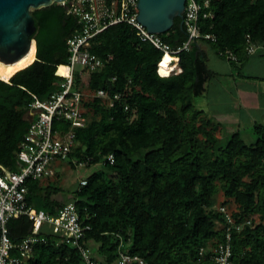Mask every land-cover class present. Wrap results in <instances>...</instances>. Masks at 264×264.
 Listing matches in <instances>:
<instances>
[{"label":"trees","instance_id":"obj_1","mask_svg":"<svg viewBox=\"0 0 264 264\" xmlns=\"http://www.w3.org/2000/svg\"><path fill=\"white\" fill-rule=\"evenodd\" d=\"M204 10L212 16L200 17L199 23L215 38L204 42L217 56L226 60L219 52L234 53L238 61H226L237 67L264 49V0H210ZM30 13L32 53L0 68V173L20 166L17 152L29 124L30 93L44 100L61 89L64 78L55 74L56 67L58 74L67 73L66 40L78 26L76 17L56 2ZM161 36L170 45L181 43L180 19ZM247 39L257 46L250 55ZM90 50L112 58L94 69L74 68L71 88L103 89L106 96L82 99L84 126L60 120L53 127H71L74 142L67 158L72 166L99 168L67 202L56 197L59 187L28 180L27 203L50 214L74 203L80 221L90 226L83 242L99 264L118 261L119 249L138 254L145 264H214L212 248L223 240L226 226L222 206L242 224L232 232V264H264V122L251 126V142L238 131L216 135L221 124L194 106L214 75L194 44L179 53L170 73L161 62L160 73H169L162 76L157 72L162 51L140 41L125 22L96 34ZM109 154L112 164L106 160ZM7 225L15 244L32 233L26 216L10 218ZM38 237L43 239L32 248V264H82L78 250L50 230Z\"/></svg>","mask_w":264,"mask_h":264},{"label":"built area","instance_id":"obj_2","mask_svg":"<svg viewBox=\"0 0 264 264\" xmlns=\"http://www.w3.org/2000/svg\"><path fill=\"white\" fill-rule=\"evenodd\" d=\"M210 0H185L182 11V25L185 39L176 45L164 42L161 34L149 32L137 19V0H63L59 4L65 7L66 13L76 17L78 26L66 40L68 50V63L66 75L55 74L63 77L61 89L50 95L49 98L40 100L35 94L30 93L32 101L26 117L29 120L27 129L21 139L17 159L20 163L18 170H2L0 173V264H32V248L34 244L43 238L38 233L44 229L50 230L58 238L75 247L80 253L82 264H99L98 260L84 244L88 224L80 221L79 213L72 202L60 207L55 214H50L43 209H37L29 205L25 194L28 180H41L54 174L52 162L68 156L74 142L71 127H82L87 121L81 108L84 97L106 96L103 89L95 91H76L71 88L72 71L74 68H97L103 59L110 60L111 54L100 57L90 50L92 38L109 25L125 22L131 25L140 41L149 42L155 48L162 51V58L158 63L159 75H168L179 61V53L187 51L196 41L210 39L214 36L199 23L200 17H211L212 12L205 11ZM257 46L247 39L246 51L253 54ZM170 55L166 67L169 73L162 74L159 71L160 63L165 55ZM227 61L237 62V56L225 50L219 52ZM114 95L113 98H118ZM110 99V105H112ZM125 108H127L125 106ZM70 122V128L61 130L54 128L56 121ZM108 163H113V155L106 158ZM83 163H79V165ZM226 219L223 240L212 248L211 259L214 264H232L231 240L232 232L240 231L242 224L236 223L224 207H219ZM26 216L31 223L32 233L24 237L18 244L11 241L8 234V220ZM245 223H250L247 219ZM16 253L12 254L11 250ZM204 247L199 248V255L204 253ZM118 262L120 264H145L144 259L138 254H130L118 250ZM34 264V263H33Z\"/></svg>","mask_w":264,"mask_h":264},{"label":"water","instance_id":"obj_3","mask_svg":"<svg viewBox=\"0 0 264 264\" xmlns=\"http://www.w3.org/2000/svg\"><path fill=\"white\" fill-rule=\"evenodd\" d=\"M63 0H0V61L11 63L29 49L35 31L30 9L60 3ZM185 0H137V19L149 32L163 33L170 29L174 19H180Z\"/></svg>","mask_w":264,"mask_h":264},{"label":"crops","instance_id":"obj_4","mask_svg":"<svg viewBox=\"0 0 264 264\" xmlns=\"http://www.w3.org/2000/svg\"><path fill=\"white\" fill-rule=\"evenodd\" d=\"M194 47L196 49V52L204 58L207 67L214 72V75L206 82V95L211 89H214L211 92L216 95L215 100L212 101L213 107L211 106V104H209V106H203L200 109H202L204 112L208 111L207 115L217 121L219 125L222 122H234V125L238 128L241 127L242 114L238 113L239 108L237 110L236 108H231L232 110H228L227 112V110L225 109L226 103L233 102L234 100L235 103H238V105H242L245 108L261 110V112L264 111V92L259 90V84L256 83L254 80H250V78H247V76L245 78L237 74L234 75L233 72L234 69L237 70V68L246 67V70L248 71L247 73L251 75L253 74L251 73V69L253 66L252 63L256 62L257 64H259L258 62L264 61V59H255V57H253V55L255 54H253L249 56L243 63H241L237 67H234L226 60L217 56L212 47L206 42L196 41L194 43ZM259 56L262 57L261 55H258V57ZM217 67H221V70H218L219 68ZM236 76H238V78ZM234 77H236L237 79H235ZM245 94L249 95H246L244 97L243 95ZM255 94L258 95V97H256ZM223 95H225L226 99L225 97H223ZM247 120V124L251 126L253 125V123L258 122L257 120L251 117H249Z\"/></svg>","mask_w":264,"mask_h":264},{"label":"rangeland","instance_id":"obj_5","mask_svg":"<svg viewBox=\"0 0 264 264\" xmlns=\"http://www.w3.org/2000/svg\"><path fill=\"white\" fill-rule=\"evenodd\" d=\"M261 52V53H260ZM260 53V54H259ZM258 55H261L262 57H258ZM264 49H258L253 55L255 59H264ZM259 64L252 63V69L251 73L253 74H248L246 67L244 68H237L234 69V75H240L241 77L247 76V78H250V80H254L256 83H258L259 90L264 92V61H259ZM4 65L0 63V68L3 67ZM218 70H221V67ZM253 70V71H252ZM224 72V71H223ZM257 72V73H256ZM223 77V76H222ZM238 78V76H236ZM234 77L235 79H237ZM226 78V77H225ZM221 79V78H220ZM227 79V78H226ZM237 81V80H236ZM214 89H211L208 91V94L206 93L204 95H199L194 98V106L196 108H201V107H206L209 106V104L212 105V101L215 100V94L212 93L211 91ZM240 95V94H239ZM249 94L243 95L244 97ZM253 95V94H250ZM256 95V94H255ZM225 97V95H223ZM258 97V95H256ZM226 99V97H225ZM218 107V106H217ZM230 107V108H229ZM208 108V107H207ZM229 108V109H228ZM231 108H236V110L239 108L238 113L242 114L241 115V127L238 128L236 127L233 123H226L222 122L220 128L215 132L218 137H227L229 136L232 132L238 131L241 134V137L245 140V142H251V140L254 139V134L252 133L251 125L247 124L248 118H254L258 122H261L264 120V111L261 112V110H255L251 108H245L242 105H238V103L233 102H228L225 104V109L227 110H232ZM210 110V109H209ZM208 112V111H207ZM207 112H205L207 114ZM210 112V111H209ZM229 117V116H228ZM247 120V121H246ZM264 122V121H263ZM235 127V129H234ZM52 169L54 171V174L49 176V177H44L40 181L44 184H50L51 186H56L59 187L61 190L60 192L56 195L60 200L66 201L71 198L70 193L76 189L80 183H82L85 178L93 171L99 168V165H90V166H84V165H75L72 166L69 163V159L63 158V159H56L55 161L52 162ZM222 199V192H218L216 194V203L215 205L218 206L220 201ZM93 247L91 249L93 250ZM95 257V256H94ZM98 260V258H97ZM99 261V260H98ZM113 264H120L118 261L113 262Z\"/></svg>","mask_w":264,"mask_h":264},{"label":"bare ground","instance_id":"obj_6","mask_svg":"<svg viewBox=\"0 0 264 264\" xmlns=\"http://www.w3.org/2000/svg\"><path fill=\"white\" fill-rule=\"evenodd\" d=\"M32 43H33V40L31 41V44H30V46H29L28 51H27L22 57H20L19 59H17L16 61L11 62V63H5V62L0 61V63L3 64L4 66H10V65L16 64L17 62L21 61L24 57H26V56H28L29 54L32 53V50H33ZM170 59H171V58H170V55H169V54L165 55L164 58H163V60H162V64H163V65H167V62H168ZM65 75H66V74H65Z\"/></svg>","mask_w":264,"mask_h":264}]
</instances>
